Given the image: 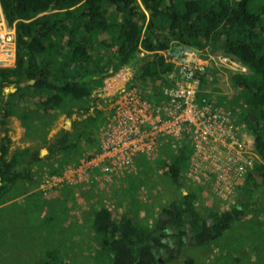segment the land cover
<instances>
[{
    "label": "trees",
    "instance_id": "1",
    "mask_svg": "<svg viewBox=\"0 0 264 264\" xmlns=\"http://www.w3.org/2000/svg\"><path fill=\"white\" fill-rule=\"evenodd\" d=\"M0 4L15 31L14 63L0 66V204L15 181L32 178L30 164L41 157L40 147L31 145L9 151L11 115L17 113L25 120L31 112L47 113L68 95L84 100L105 75L123 64L133 68L128 85L154 100L171 69L159 50L177 41L228 55L245 66L242 71L227 70L236 95L219 91L223 73L214 67L203 73L198 95L205 96L207 89V95L214 93V104L228 107L239 102L238 118L250 129L261 160L236 183L235 203L223 210L210 209L203 217L196 209V191L182 183L187 138L178 139L176 151L161 157L158 165L181 188L180 195L160 206L152 225L138 223L129 211L116 215L106 205L95 206L90 223L97 240L90 264H167L170 247L179 250L186 243L187 228L193 242L203 245L247 214L251 193L260 180L264 182V0H0ZM138 45L149 52L138 55ZM7 85L14 90L5 92ZM27 99L29 109L18 111ZM105 103L98 98L92 105L68 109L67 116L90 111L91 106L95 112L75 135L62 126L51 139H44L47 154L77 151L83 144L96 150L91 127L101 115L97 105ZM138 157L151 160L146 154ZM60 170L61 166L51 169L52 173ZM43 219L49 226L51 212H45ZM42 252L32 262L19 264H79L63 258L55 247Z\"/></svg>",
    "mask_w": 264,
    "mask_h": 264
},
{
    "label": "rangeland",
    "instance_id": "2",
    "mask_svg": "<svg viewBox=\"0 0 264 264\" xmlns=\"http://www.w3.org/2000/svg\"><path fill=\"white\" fill-rule=\"evenodd\" d=\"M7 21V20H6ZM8 23V21H7ZM14 28V23L9 24ZM3 31V29H0ZM15 32V31H14ZM207 51V50H206ZM209 52V51H208ZM216 68L220 81L224 84L221 93L236 95L227 77V68ZM208 68V69H209ZM10 85L4 86L5 92ZM28 100V99H27ZM90 95L84 100H74L69 95L56 109L34 114L22 120L16 113L11 115L13 129L10 132L9 151L16 147L31 145L40 147V159L30 164L31 179H18L8 191L7 200L0 205V264L30 263L43 255L49 247L59 249L63 258L71 263L90 264L94 261L93 252L97 236L91 227V211L97 205H106L115 214L128 210L135 220L143 225H152L160 211V206L180 195L181 188L176 186L159 167V159L176 151L177 140L169 139L143 161L137 157L133 168L109 180H89L75 184H62L42 188V180L53 174V167H65L82 156L92 152V145L85 144L76 149H63L47 154L42 147L44 139H51L62 126L76 134L90 111L67 116L68 109L92 105ZM30 99L18 111L29 109ZM103 106L98 104L101 115L91 127L92 136L103 119ZM233 108L238 110L239 102ZM19 113V112H18ZM250 130V129H249ZM247 129V131L249 132ZM250 133V132H249ZM95 142V135L93 136ZM263 160V159H262ZM183 186L197 193L196 209L206 216L210 209L223 210L236 201L234 193L222 200L214 199L210 193L200 194L201 189L182 177ZM207 187V186H206ZM211 197V201L209 198ZM252 207L247 214L236 219L218 237L206 244H195L192 238L168 254L167 264H264V182L255 187L249 197ZM215 200V203H214ZM45 212H51L53 219L46 225ZM167 256V253L165 254Z\"/></svg>",
    "mask_w": 264,
    "mask_h": 264
},
{
    "label": "built area",
    "instance_id": "3",
    "mask_svg": "<svg viewBox=\"0 0 264 264\" xmlns=\"http://www.w3.org/2000/svg\"><path fill=\"white\" fill-rule=\"evenodd\" d=\"M0 66L15 60V32L0 4ZM149 51L138 45V55ZM171 64L154 100L128 85L133 68L123 64L103 77L90 95L106 100L95 135L97 149L42 180V188L89 180H109L130 171L139 154L150 155L169 139L187 138L185 176L212 196L226 199L257 160L253 138L232 106L214 104V93L199 97L201 78L210 66L245 70L224 54L172 41L159 50ZM89 95V96H90ZM45 186V187H44ZM207 186V187H206Z\"/></svg>",
    "mask_w": 264,
    "mask_h": 264
},
{
    "label": "crops",
    "instance_id": "4",
    "mask_svg": "<svg viewBox=\"0 0 264 264\" xmlns=\"http://www.w3.org/2000/svg\"><path fill=\"white\" fill-rule=\"evenodd\" d=\"M11 125H12V120H11ZM12 127H13V126H12ZM10 132H11V131H10ZM93 136H94V135H93ZM251 136H252V135H251ZM139 155H140V154H139ZM137 157H138V155H137ZM137 157H136V158H137ZM136 158H135V159H136ZM186 163H187V161H186ZM186 163H185V165H184V167H183V172H182V177L185 178V179H187V177L185 176V167H186ZM187 180L190 181L189 179H187ZM260 181H261V180H260ZM190 182H191V181H190ZM197 187H198V186H197ZM192 190H194V189H192ZM197 190L199 191L200 194H203V195L206 194V190H205V189H201V191H200V189H197ZM194 191H195V190H194ZM207 192H208V191H207ZM235 195H237L236 192H235ZM214 199H215V197H214ZM209 200L211 201V197L209 198ZM196 202H197V198H196ZM211 202H212V201H211ZM235 202H236V201H235ZM235 202H234V203H235ZM214 203H215V200H214ZM2 204H3V203H2ZM2 204H0V205H2ZM232 204H233V203H232ZM230 205H231V204H230ZM107 207H108V206H107ZM109 208H110V207H109ZM110 209H111V208H110ZM111 210H112V209H111ZM121 211H128V210H121ZM121 211H119V213H120ZM112 212H113V211H112ZM113 213H114V212H113ZM114 214H115V213H114ZM116 215H117V214H116ZM187 229L189 230V228H187ZM187 229H186V230H187ZM188 234H191V233H190V230H189V232L187 233V237H188ZM191 235H192V234H191ZM191 238H192V237H191ZM191 238H190V239H191ZM165 241H166L168 244H171V243H172V240H171L170 238H166ZM172 246H173V245H172ZM173 247L175 248V246H173ZM174 248H173V249H174ZM172 251H173V250H172Z\"/></svg>",
    "mask_w": 264,
    "mask_h": 264
},
{
    "label": "water",
    "instance_id": "5",
    "mask_svg": "<svg viewBox=\"0 0 264 264\" xmlns=\"http://www.w3.org/2000/svg\"><path fill=\"white\" fill-rule=\"evenodd\" d=\"M48 9H51V4L48 6ZM14 88H15L14 86H12V85L10 86L11 90H14ZM249 114H250L251 119L254 120L255 119L254 114L253 113H249ZM188 232H189V230L187 229V233ZM191 237H192V235L188 234L187 241H189Z\"/></svg>",
    "mask_w": 264,
    "mask_h": 264
},
{
    "label": "flooded vegetation",
    "instance_id": "6",
    "mask_svg": "<svg viewBox=\"0 0 264 264\" xmlns=\"http://www.w3.org/2000/svg\"><path fill=\"white\" fill-rule=\"evenodd\" d=\"M173 248H174L173 246L170 247V249H169V253H170V254H172V250H173Z\"/></svg>",
    "mask_w": 264,
    "mask_h": 264
}]
</instances>
